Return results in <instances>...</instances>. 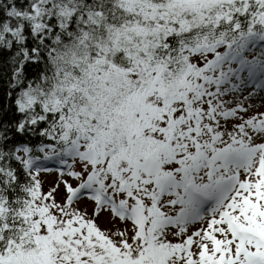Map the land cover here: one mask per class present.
<instances>
[{
	"label": "snow or ice",
	"instance_id": "6c2138e0",
	"mask_svg": "<svg viewBox=\"0 0 264 264\" xmlns=\"http://www.w3.org/2000/svg\"><path fill=\"white\" fill-rule=\"evenodd\" d=\"M0 264H264V0H0Z\"/></svg>",
	"mask_w": 264,
	"mask_h": 264
}]
</instances>
